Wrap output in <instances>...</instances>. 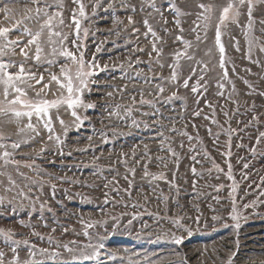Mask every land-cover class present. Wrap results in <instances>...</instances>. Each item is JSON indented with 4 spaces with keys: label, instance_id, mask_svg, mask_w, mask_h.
<instances>
[{
    "label": "rangeland",
    "instance_id": "1",
    "mask_svg": "<svg viewBox=\"0 0 264 264\" xmlns=\"http://www.w3.org/2000/svg\"><path fill=\"white\" fill-rule=\"evenodd\" d=\"M5 2L7 0H0V5ZM127 2L139 4V0ZM155 2L164 9V16L169 21L166 27L172 28L173 17L166 10L168 0ZM222 2L223 0H176L182 8L193 13L199 11L197 3ZM107 3L108 0H101V7L94 17L91 16L92 9L89 6L87 11L91 19L82 22V27L89 28L87 39L82 41L86 47L85 59L94 57L100 66L95 70L96 75L91 78L95 83H90V91H86L84 96L85 101L94 104V107L78 109L82 123L75 122L70 112L61 107L59 116L67 125L65 131L54 111V136L59 135L63 141L62 144H57L55 139H47L48 133L43 129L42 123L37 126L38 136L27 129L25 133L17 135V126L0 118V134L21 144L10 157L19 161L18 168L11 163L4 166L0 159V172L4 173L0 175V198H3L0 202V229L11 230L13 238L21 241V246L17 249L20 264H32L33 260L29 256V248L23 244L24 240L29 245L36 246L34 251L37 255L34 260L43 261V264H62V261H68L73 254L68 253L64 245L74 248L75 255H80L81 251L91 253V248L83 247L89 243H102L104 247L97 249L100 253L98 258L81 260L78 264H226L229 257L233 258V264H264V255H252L264 253V196L258 194V189L264 188V184H261L264 178V156L257 155L252 159L247 149L254 143V139H249V134L254 138L255 131L251 127L244 128L245 123L251 119L250 109L255 104V112L261 116V130H264V96L258 94L264 92V54L254 49L253 59H259L261 64L252 63L247 58L244 35L246 28L243 27L246 25L245 16L240 18L242 27L231 24L222 36L231 81V84L224 82L223 91L227 96L234 84L233 99L240 101L238 112L230 102L226 107L230 111L231 127L244 129L233 134L230 149L232 155L228 157L223 155L229 150L226 143L228 137L210 119H204L205 115L211 117L210 109L204 106L206 98L216 106L215 119L220 124H225L221 111L225 99L216 96V84L221 72L217 65L218 52L214 50L209 62L211 70L205 76L207 92L205 98L200 99L199 105L196 103V96L181 87V99L172 101L170 105L157 102L156 106L164 118L154 119L150 115L153 109L140 103L141 98L156 100L150 94L154 92V82L144 83V78L154 74L166 77L169 69L165 67L161 70L155 64L153 54V71H148L149 57L146 53L150 50L151 43L143 35L145 28L142 23L146 13L133 14L127 8L119 7L120 0H116L115 15L120 17L123 24L114 25L113 9L104 11ZM65 5L64 15L68 23L74 5L71 0H65ZM13 7L16 10L15 19H20L23 5L17 3ZM128 15H133L134 24L128 23ZM253 16L256 20L254 34L261 36L264 26L259 21L264 19V3L259 0ZM148 18L159 34L164 36L160 29L165 25L158 22L159 16L154 14ZM193 19L194 16L183 17V26L187 29ZM25 23L33 31L38 27L35 22ZM0 26L13 28L10 38L27 43V37L18 35L23 24L15 25L14 22L4 20L3 13H0ZM133 28H138L139 32H133ZM64 31L69 34L68 46L71 47L72 30L65 28ZM117 32L119 35H116ZM175 34L176 30L173 29L172 35ZM184 35L187 39H194L187 31ZM230 37L239 41V51ZM213 38L214 28L208 32L206 44L200 45L198 58L203 56L205 47H212ZM165 39L168 44L162 59L168 62L170 57L167 53L172 40L171 36H166ZM97 48L100 50L97 51ZM141 48L143 51H140ZM29 51L31 53V49ZM11 59L20 62L24 57L16 55ZM57 59L63 62V58ZM204 59L209 60L208 57ZM26 66L37 75L44 73L45 82L48 81L49 71L59 74L58 66L49 67L45 63L37 65L32 59L28 60ZM187 73L188 69L185 68L181 79ZM195 79L193 77L190 84ZM245 81L256 89L253 94L247 95L250 90ZM50 87L55 91V83ZM171 91L169 87L164 96ZM109 92L112 96L108 95ZM29 95L32 96L33 93L30 91ZM132 97H135V101ZM47 98L53 99L54 96L49 92ZM128 108L132 109L131 115L127 114ZM198 108L202 109L200 116H194L193 113ZM169 117L175 122L177 129L187 131L194 137L191 145L186 137L167 131L173 126ZM35 122L34 118L33 123ZM161 123L165 127V135L171 137V146L178 154L177 162L173 161L167 151H160L161 145L156 132ZM208 128H211L212 135ZM217 133L218 139L215 135ZM32 136L34 139H29ZM181 142L184 143L183 148L179 147ZM190 147L196 149V159L201 163L194 164L191 160L193 153ZM262 149L264 145L258 148V152ZM8 150L13 151L10 147ZM145 152L148 153L147 156ZM157 157H164L167 166L159 164ZM226 161L232 165L233 180L227 178ZM246 162L249 163L247 169L243 167ZM29 164L32 166L27 167ZM145 164L152 174L163 172L165 179L157 181L152 180L151 176H144ZM193 164L201 175H193ZM214 165L224 171L218 172ZM133 167L134 176L128 171V168ZM126 175L131 181L130 188L128 180L124 179ZM9 176L15 181L14 186L9 184ZM234 182L237 186L234 198L238 221L230 218ZM125 189L131 192L130 196ZM245 205L250 206L245 208ZM173 220H179L183 227L174 226ZM20 221L24 222V226ZM237 223L239 228L235 227ZM85 224L92 226L85 228ZM84 231L89 236H84ZM174 236L183 237V242L175 244ZM72 241L77 243L72 244ZM39 249H48L49 253L59 251L61 256L41 255ZM0 251L5 253L3 264H13V253L3 243L2 237Z\"/></svg>",
    "mask_w": 264,
    "mask_h": 264
},
{
    "label": "snow or ice",
    "instance_id": "2",
    "mask_svg": "<svg viewBox=\"0 0 264 264\" xmlns=\"http://www.w3.org/2000/svg\"><path fill=\"white\" fill-rule=\"evenodd\" d=\"M74 5L71 10V18L68 23H66L64 10H65V0H7L3 5H0V13H3V19L10 22H14L15 25L23 24L24 27L19 30L18 35L27 37V43L20 40H13L10 38V33L14 30L8 26H0V118H4V121L9 124H15L17 126V135L25 133L26 129L30 130L35 135H39L38 125H41L43 129L48 133L47 139L52 141L55 139L57 144H62L63 141L59 135L54 136V124H53V112L55 111L56 119L62 128L67 130V125L63 119L60 118L59 112L61 107L65 108L66 111L70 112L71 117L77 123H82V117L78 113V109H88L94 107V104L85 101L84 96L86 91H90V83H95L91 78L96 75V69L100 66L95 62V58L88 60L85 59L86 47L82 41L86 40L89 35V28L82 27V22L85 20H90L91 17L87 11L89 6H91V16L97 15V9L101 7V0H71ZM257 0H223L222 3H197L196 8L199 11L195 13L185 10L182 8L176 0H168V7L166 10L170 11L172 19V28L166 27L169 21L164 16V9L157 6L155 0H139L138 5H132L127 2V0H120L119 7L127 8L131 13L135 14L146 13L143 19V27L145 32L143 35L151 43L150 50L146 53L149 57L148 71L152 72V61L153 54H155V64L163 70L165 67L169 69L168 76H156L145 77L144 83L154 82V92L150 93L156 97V100H144L141 98L140 103L142 105H147L153 109L150 114L154 119L159 117L163 119V114L160 109L157 108L156 104L159 102L161 105L171 104L172 101L176 99H181L179 96V90L181 87L190 90L196 96V103L199 105L200 99L205 98L207 92V82L205 81V76L209 68V62L213 57L214 50L218 52L217 65L220 72L219 80L216 84L217 92L216 96L224 97L225 105L222 106L221 111L225 118V124H220L218 120L215 119L216 116V106L209 99L205 98L204 106L209 108L211 111V117L208 115L204 116V119H210L212 124H216L217 127L224 133L227 137V147L228 151L223 153L230 157L232 155L231 149V139L233 134L243 131L244 129H234L231 127V115L230 111L227 109V103H232L235 106V111H239L240 101L233 99L232 93H235V85H231V92L225 96L223 89L225 88V81L231 84L229 80V71L226 61V48L222 41V36L224 35V30L228 28L229 25L235 24L238 27L241 25V16H245L246 28L244 31L246 46H247V58L250 62L261 64L259 59H253L254 49L259 53L264 54V30H262L261 36H256L254 34V26L256 20L253 16V10L256 6ZM260 3H264V0H259ZM22 4L23 7L20 11V19H15L16 10L13 7L14 4ZM116 0H108L104 11L107 12L108 9H113L112 17L113 24H123L119 16L115 15ZM155 15L159 16V21L162 22L165 27L160 29L164 33L161 36L157 29H155L150 23L148 17H153ZM194 16L189 27L186 29L184 25L183 17ZM127 20L129 24H134L133 15H128ZM28 22H35L38 27L35 31L27 26ZM259 23L264 26V19H261ZM65 28L72 30V40L71 47L68 46L69 34L64 31ZM214 28V38L212 47H205L203 49V56L198 58V53L201 52L200 45L206 44L208 39V32ZM173 29L176 30V34L172 35ZM188 32L194 36V39L185 38V32ZM133 32H139L138 28H133ZM203 34V35H202ZM119 35V32L116 33ZM166 36H171L172 44L167 56L170 57V61L165 62L162 58L165 56V46L168 41L165 39ZM234 41V46L237 51H239V41L235 37H230ZM179 45V47H177ZM19 48V52H17ZM31 49V53L29 51ZM97 51L100 49L97 48ZM140 51H143L141 48ZM20 55L24 59L20 62H16L11 59V57ZM5 57H8L6 60ZM204 57H208L209 60H205ZM57 58H63V62L59 61ZM29 59L34 60V62L39 65L41 63L47 64L49 67L58 66L59 74L48 72V81L45 82L44 73L33 72L31 68L27 67V62ZM139 62V60L137 61ZM132 66L131 64L129 65ZM187 68V75L181 79L183 70ZM10 69H16V71H11ZM48 71V69H45ZM141 72L143 69L140 70ZM140 73H137L139 76ZM195 81L190 84V81ZM204 81V83H201ZM55 83L56 89L52 90L51 84ZM248 89L250 90L247 95L253 94L256 89L248 81H245ZM36 85L40 87L37 88ZM171 87L172 91L169 95L164 96L165 92ZM203 89V91H202ZM33 95L30 96L29 92ZM51 92L54 96L53 99H48V93ZM260 96H264V92L258 93ZM112 96V93H108ZM162 98V99H161ZM135 101V97H132ZM186 107V105H185ZM175 110V109H173ZM127 114L131 115L132 109H126ZM202 109L198 108L193 115L200 116ZM252 112L251 119L245 123L244 128H253L255 131V137L253 138L249 134V139H254L253 145L247 150L251 153L252 159H255L257 155L264 156V149L258 152V148L264 145V130H261V116L255 112V104L252 105L250 109ZM143 115H149V113H143ZM35 118V124L33 119ZM173 126L167 131L175 134L184 136L187 138L189 144L191 145L194 137L190 135L187 131H182L174 126V121L171 117L168 118ZM135 123V121H133ZM227 125V126H225ZM195 127V125H193ZM209 134L212 135L211 128L207 129ZM217 139L219 133L215 134ZM156 137L159 138L161 145L160 151H167L174 162H177L179 157L176 150L171 146V137L165 135V127L161 123L158 125V131L156 132ZM29 139H34V136L29 137ZM89 139H91L89 137ZM201 144L202 141H199ZM243 146V145H240ZM9 147L13 151H9ZM21 147L20 142L11 140V138H5L3 134H0V150H2V156L0 159L3 160L4 166L8 164H15L17 168L19 167V161L10 159L14 155V151ZM180 148L184 147V143L179 144ZM147 148V145H145ZM43 150V149H42ZM190 151L193 155L190 157L191 160L196 163H201V161L196 159V149L190 147ZM148 153L145 152V156ZM135 159V157H133ZM159 164L167 166V162L164 157H157ZM139 163V161H136ZM227 163V178L233 180L232 175V165L230 162ZM191 167V172L193 175H201L197 173V169L194 166ZM31 167L32 165H26ZM125 166L127 163L125 161ZM218 172H223L224 169L220 168L218 165H214ZM243 167L247 169L249 163H244ZM128 171L134 176L135 168H128ZM0 175H4L0 172ZM22 175V174H21ZM144 176H151L152 180H163L165 179V174L163 172L159 174H152L148 171L147 164L144 165ZM218 178V177H217ZM247 178V174H245ZM128 180V176L124 177ZM8 182L10 185H15V181L11 176L8 177ZM129 188L131 187V181L128 180ZM261 184H264V178L261 180ZM107 186V185H105ZM251 187V185H249ZM53 188L55 186L53 185ZM11 190L10 188L8 189ZM232 208L230 218L233 221L239 220V215L237 208L235 206L234 194L237 191V186L235 182L232 185ZM125 192L130 196L131 192L125 189ZM22 194V193H20ZM258 194L264 196V188L258 189ZM3 198H0L2 202ZM167 200V197H164ZM250 205H245L247 208ZM43 207V205L41 206ZM216 219V217H213ZM21 225L24 226V222L20 221ZM173 225L177 228L183 227L179 220H173ZM91 224H85V228L91 227ZM239 228V223L235 225ZM55 231V229H53ZM64 231H67L65 229ZM36 234V233H34ZM38 235V234H37ZM84 236H89L87 231L83 232ZM14 233L9 229H0V237L3 238V243L10 248L13 253V264H20L19 254L17 249L21 246V241L13 238ZM173 242L177 245L183 242V237L174 236ZM51 244V239H49ZM72 244H76V241H72ZM23 244L29 248V256L33 258L32 264H43V261H35L34 257L37 255L34 249L35 245H29L27 240L23 241ZM59 246H57L58 248ZM68 253L73 255L68 261H62V264H78L81 260H91L93 257H99L100 253L97 249L103 248L102 243L93 245L91 243L84 245V248H91L93 251L87 253L81 251L80 255H75V249L69 247L68 245L63 246ZM41 255L60 257L59 251L49 253L48 249H39ZM252 255H264V253L252 254ZM5 253L0 251V264H3V258ZM150 264H155V262H150ZM226 264H233V258L229 257Z\"/></svg>",
    "mask_w": 264,
    "mask_h": 264
}]
</instances>
